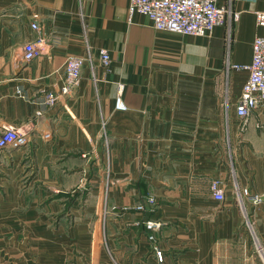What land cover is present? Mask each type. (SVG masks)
Returning a JSON list of instances; mask_svg holds the SVG:
<instances>
[{
	"label": "crops",
	"instance_id": "0c3cea01",
	"mask_svg": "<svg viewBox=\"0 0 264 264\" xmlns=\"http://www.w3.org/2000/svg\"><path fill=\"white\" fill-rule=\"evenodd\" d=\"M128 2L0 0V130L28 129L0 149V264H264V206L238 191L264 195V127H239L248 70L230 66L264 36V0H228L230 23L207 35L157 29ZM32 21L46 44L24 60ZM69 55L80 82L47 104ZM147 219L162 222L154 242Z\"/></svg>",
	"mask_w": 264,
	"mask_h": 264
},
{
	"label": "built area",
	"instance_id": "2783aa9c",
	"mask_svg": "<svg viewBox=\"0 0 264 264\" xmlns=\"http://www.w3.org/2000/svg\"><path fill=\"white\" fill-rule=\"evenodd\" d=\"M230 2V0H229ZM228 0H129L128 11H135L146 14L152 25L157 29H165L178 33H188L194 35H207L216 25L230 23V5ZM255 21L257 25L264 26V10H255ZM31 27L38 31L36 38L24 42L22 45V58L31 60L40 56L44 52L46 40L39 32L37 22L32 21ZM100 61L105 67L110 62V54L107 49L100 50ZM83 57L80 55H69L64 63V76L58 89H47L43 93L45 103L53 105L60 99L71 94L73 89L79 84ZM237 69L245 68L248 75L243 82L239 95L234 103V112L239 121V127L246 129L249 124L255 127H264V36L255 34L252 40V58L248 64H230ZM123 84H118L114 106L117 109H125L121 95ZM21 93V90H17ZM49 136V132L44 134ZM28 141V129L23 125L13 123L6 124L0 130V149L7 147H22ZM212 195L217 200H224V192L219 179L211 182ZM240 200L243 198L253 204L262 203L264 206V195L251 192L247 186L239 190ZM148 202H153V197L147 198ZM137 209H144L142 203L137 204ZM161 221L147 219L145 226L151 230L148 239L156 241V232L161 227ZM248 226L253 227L248 221ZM256 237V236H255ZM256 242V239H255ZM259 245V244H256ZM262 250V246H258ZM153 249L159 260H162V251L155 244Z\"/></svg>",
	"mask_w": 264,
	"mask_h": 264
}]
</instances>
